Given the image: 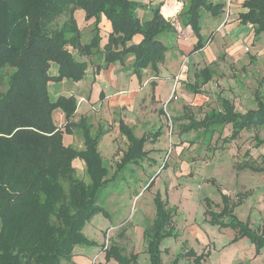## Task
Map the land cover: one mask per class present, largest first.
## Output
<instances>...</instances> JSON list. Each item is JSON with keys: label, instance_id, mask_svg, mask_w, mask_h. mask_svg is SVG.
<instances>
[{"label": "trees", "instance_id": "16d2710c", "mask_svg": "<svg viewBox=\"0 0 264 264\" xmlns=\"http://www.w3.org/2000/svg\"><path fill=\"white\" fill-rule=\"evenodd\" d=\"M181 2L180 24L190 26L197 38L192 51L199 50L210 40L200 34L202 13L219 15L223 5L209 0ZM162 4L160 0L150 5L151 15L143 19L137 9L146 4L138 0H0V82L4 84L0 90V264L71 263L76 245L95 244L85 236L83 228L103 209L98 204L100 193L121 179L126 169L146 159L150 150L145 149V144L154 143L161 132L137 137L133 128L120 120L118 129L127 144L109 175L98 150L102 133L92 135L85 117L71 121L77 109L76 98H52L49 84L77 82L84 77L87 62L76 59L71 50L81 56H100L102 63L96 68L123 64L131 57L130 67L139 81L144 69L157 71L168 49L159 37L176 34L171 20L160 12ZM243 5L247 11L240 14L241 22L252 24L257 37L264 32V0H246ZM76 10H82L84 20H92L94 30L86 43L81 42ZM64 14L65 19L52 27ZM101 19L109 27L103 35L104 43L98 27ZM137 35L140 39L133 40ZM212 74L207 67L195 73L194 91ZM217 100L219 107L204 112L200 118L185 112L187 122L180 131H200L208 143L217 134L214 143L227 144L243 130L264 126V95L258 91L254 93L255 108L245 112L236 110L225 97L218 95ZM56 110L64 117L63 130L54 122ZM73 125L82 131L81 150L63 144V135L72 134ZM226 126L229 134L222 136ZM255 143L258 146L262 140L256 139ZM76 158L84 162L88 182L75 176L72 161ZM235 165L238 170L264 172V166L248 159ZM220 198L218 211L212 209L209 198H204L208 223L233 229L232 242L246 237L254 245L255 255L259 254L264 250V235L236 216L234 208L241 204L240 200L234 202L223 192ZM153 204L152 222L143 230L145 252L148 264H164L161 245L165 239L178 236L173 221L175 207L169 205L167 194L162 198L159 191L154 193ZM207 253L196 254L182 247L169 264H179L184 256L192 264H201ZM108 256L119 264H134L138 258L137 253L122 254L118 247H112Z\"/></svg>", "mask_w": 264, "mask_h": 264}, {"label": "rangeland", "instance_id": "374dc122", "mask_svg": "<svg viewBox=\"0 0 264 264\" xmlns=\"http://www.w3.org/2000/svg\"><path fill=\"white\" fill-rule=\"evenodd\" d=\"M138 1L146 4L157 2ZM168 1L175 3L176 15L172 21L179 22L181 0ZM148 11L144 13L139 9L138 15L143 19L148 18L151 15ZM74 16L80 29L81 42L86 43L94 30L92 20L79 18L75 12ZM65 17V14L59 17L52 27H57ZM226 23L225 21L215 25L207 19L203 20L204 37L211 33V41L200 52L193 54L189 52L190 46L177 53V48L171 44L176 36H160L162 42L170 45L167 59L175 63V75L178 77L176 87L169 86L167 80L147 68L142 74L144 84L139 88L140 91L134 92V96L130 92L131 97H127L129 102L119 107L118 111L110 112L108 118L103 115L97 102L92 103L89 100V112L81 115V100L87 101L90 92L88 77L85 83L82 81L75 84L76 82L67 80L50 82L52 98L59 95H72L76 98L79 110L71 121L78 122L84 116L92 135L102 133L98 150L109 175L127 144L126 139L118 132L117 123L120 118L127 119L126 122L132 125L137 136L152 134L157 130L161 132L154 143L145 144V149L150 150L148 157L138 165L126 169L121 174V179L115 180L100 193L98 204L103 209L94 214L83 228L85 236L95 244L76 245L83 253L79 257H92L91 264H119L114 257L108 256L112 247H118L122 254L137 253V264H148L143 230L152 222L155 212L153 196L159 191L162 198L167 194L169 205L175 207L174 222L179 232L176 239H167L162 243L161 249L165 250L162 252L164 264H168L181 245L185 249L191 245L197 253L207 251L201 264H230L231 261V264H245L242 259L237 262L236 258L239 257H250V264H264V255L251 256L247 244H253L246 237L232 242L234 230L211 226L204 213L205 197L211 200L212 209L218 211L220 203H215L220 200V192L226 193L232 201L241 202L235 207L236 216L240 220H246L253 229L264 235V172L238 170L235 165L248 159L258 166H264V126L256 130H243L235 140L227 144L220 141L214 143L217 134L208 143L200 131H180L181 125L187 122L183 115L185 112L200 118L204 112L218 108V95L228 98L240 112L255 108V91L264 95V33L253 37L250 32L239 39L224 33L223 27ZM98 27L101 36L107 33V25L102 19ZM179 29L182 39L190 34L189 27L179 26ZM71 51L76 59L85 60L93 67L100 62V57L95 54L81 56L75 50ZM203 67L212 70V78L205 84H198L195 87L198 91L194 92V73ZM155 78L159 81H153ZM3 88L4 84L0 82V90ZM97 94L98 91L95 93L93 90L91 99ZM53 119L63 130L65 120L59 110L53 112ZM71 131L72 134L63 140V144L76 150L83 149L81 129L73 125ZM228 134L229 126H226L222 136ZM256 139L262 140L258 146ZM235 157L240 160L234 161ZM72 166L77 178L84 182L89 181L81 159H74ZM242 250L244 254L240 255ZM79 257H74L76 264ZM180 264L189 263L181 259Z\"/></svg>", "mask_w": 264, "mask_h": 264}, {"label": "crops", "instance_id": "0c3cea01", "mask_svg": "<svg viewBox=\"0 0 264 264\" xmlns=\"http://www.w3.org/2000/svg\"><path fill=\"white\" fill-rule=\"evenodd\" d=\"M158 1H160V0H157V2ZM209 1H211L213 3H221L223 5V7H222V12L219 15H215L214 16V15H211L209 12H203L202 13L200 34H201V36H202V38L204 40L207 41L208 38H209L210 39L209 41H211V37H212L211 33L206 38L204 37L205 32L202 30V28H203L202 22H203V20H206V19L209 20V23L215 24V25H219L220 23H223V22L226 21L227 23L223 27L224 33L236 36V38L241 39V38H243L244 36H246L250 32L253 35V37H256V36H254L253 25L250 24V23L245 24V23L241 22L240 14H242V13L247 11V8L243 5V3L246 0H209ZM142 3H144V2H142ZM144 4H146V3H144ZM150 5H153V4L148 3V4H146V7H144L143 9H140V10H142L145 13L146 11L149 10V6ZM180 5L182 6V2H181ZM181 6H179V8ZM174 7H175L174 1H168V0H163V4L160 7L161 14L165 18L171 20L172 24L176 28V34H174V37L176 36V38H174V40H175L174 43L171 42V44L172 45L174 44V47L177 48V53L183 52V49H185V48H187L189 46L191 47V50L189 51L191 54L200 52L206 46L207 42L199 50L192 51L193 46H194V44L197 41V38H196L195 35H193L190 26H183V27H189L190 34L182 39V36H181L182 34L180 33V29H179V26H182L180 24V21L179 22H173L172 21L174 16L176 15V13L174 11ZM163 9H165V10H163ZM138 10L139 9H137V13H138ZM164 11H166V13ZM75 13H76V15L79 18L84 17V14H83L82 10H76ZM148 13H150V12L148 11ZM224 18H226L227 20H225ZM177 24H179V25H177ZM107 28L109 29L108 25H107ZM262 33H264V32H262ZM139 39H140V35H137V36L134 37L133 40L138 41ZM105 41H106V38L103 36L101 43H104ZM169 46L170 45H168V48H169ZM167 52H169L168 49H167V51L165 53L164 61L158 64V70L154 71V74L160 76L161 78H163L165 80H167V82L170 83L169 86L173 85V88H175L176 84H177V81H178V78H176L177 76L175 75L177 72H175V70H176L175 63H173L172 61H169V59H167ZM170 53H171V51H170ZM170 58H171V55H170ZM101 63H102V60H101V57H100V62H98L97 64H101ZM130 63H131V57H128L123 64H120V63L117 62V63L109 64V65H107L105 67H102V68L101 67L100 68H96L95 66L97 64L93 67L90 63H87V69H86V73H85L84 77L82 78V80L77 81L75 83V84H77V83H80L82 81H83V83H85L86 78L88 77L90 92H89V96H88L87 101H85V99L81 100V106H80V110L82 111L81 115L87 114L89 112V107H90L89 104H88V100H89L92 103L93 102L94 103L97 102L98 103L97 105H98V107H100L101 112L103 113V115L105 114L106 118H108L109 117L108 114H110V112L114 113V111H118L119 107H121L124 104H127L129 102L127 100V97L128 96L131 97L130 92L134 96V92L140 91L139 88H141V86L144 84V81H143V79H141L139 81L137 76L132 73V70H131V67H130ZM125 66L128 67V68H126ZM203 68H205V67H203ZM203 68H201V69H203ZM146 70H147V68L144 69L143 71H146ZM142 74H143V72H142ZM173 75H175V76H173ZM158 78H155L156 80L154 79L153 81H159ZM194 80H196L195 73H194ZM152 82H150V85H151ZM194 83L195 82H193V85H194ZM203 84H205V83H203ZM93 90H95V93H96V91H98V94L95 95V97H93V99H91L92 98L91 94H92ZM128 91H129V93H128ZM100 94H101V96H100ZM81 98L82 97H80V99ZM78 110H79V108L77 107L76 111H78ZM82 117H84V116H82ZM120 120H122L124 123H126L127 125L132 127L131 124H128V122H126L127 119L125 117L120 118L119 121ZM119 121H118V123H119ZM118 132L120 133L119 129H118ZM68 136H69L68 134L67 135L64 134L63 135V140H65ZM137 137H140V136H137ZM67 142H68V140H67ZM237 160H238L237 157H235L234 161H237ZM167 199H168V197H167ZM215 204L221 205V198ZM171 206H173V205H171ZM234 211H235V208H234ZM173 221H175V215L173 216ZM174 225H175V227L177 229V226H176L175 222H174ZM178 234H179V232H178ZM233 236H234V234H233ZM176 238H168V239H176ZM200 239H202V238L200 237ZM165 240H167V239H165ZM205 240H206L205 244H207L208 240H207L206 237H205ZM247 246H249L250 254L253 257L255 255L254 245L247 244ZM182 247L184 248V246L181 245L180 249ZM187 249H192V250H194L196 252V249H194L191 245H189V248H187ZM187 249H185V250H187ZM163 251H165V250H162V252ZM201 252L206 253L207 251H205V252L201 251ZM176 253L173 255V257L176 255ZM196 254H199V253L196 252ZM241 254H244V251L242 253H240V255ZM79 255H83V253H81L80 250H78L76 247H74L73 257H72V260H73L74 264H76V262L74 261V257H76V256L79 257ZM261 255H264V250L263 249L255 257L261 256ZM210 256H211V254H210ZM161 257H162V254H161ZM79 258H80V260L78 261L77 264H91V258L92 257H90V256L89 257L88 256L87 257L86 256H84V257L80 256ZM172 258H171V260H172ZM181 259H185L187 263L192 264L191 259L189 257H186V256L180 258L179 264H180ZM240 259H242V261H244L245 264L247 262L251 263L248 260V259H250V257H247V259L244 258V257L236 258L237 262H239ZM137 262H138V258H137L136 263H134V264H137ZM169 262H168V264H169ZM231 262H230V264H231Z\"/></svg>", "mask_w": 264, "mask_h": 264}, {"label": "built area", "instance_id": "2783aa9c", "mask_svg": "<svg viewBox=\"0 0 264 264\" xmlns=\"http://www.w3.org/2000/svg\"><path fill=\"white\" fill-rule=\"evenodd\" d=\"M176 78H178V77H176Z\"/></svg>", "mask_w": 264, "mask_h": 264}]
</instances>
